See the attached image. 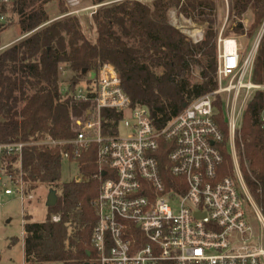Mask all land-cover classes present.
<instances>
[{"label": "trees", "instance_id": "1", "mask_svg": "<svg viewBox=\"0 0 264 264\" xmlns=\"http://www.w3.org/2000/svg\"><path fill=\"white\" fill-rule=\"evenodd\" d=\"M50 1L14 0L8 8L6 25L0 27L2 30L12 25L16 18L21 34L29 33L0 51V144L26 142L36 132L50 134L55 140L74 138L71 115L83 112L91 104L62 98L58 85L61 63L74 72L69 91H73L79 77L86 72H97L104 62L112 63L130 107H146L158 127L192 99L216 88L214 20L206 18L203 40L193 43L168 17L171 8H179L185 15H189V11L200 15L203 7L212 9L211 3L153 0L149 5L137 0H118L103 5L92 15L97 37L91 42L84 36L75 15L46 24L49 19L42 4ZM103 1L109 0H93V3ZM249 6L253 14L251 28H255L264 18V0H232L231 12L242 14ZM233 31L242 34V25L238 24ZM257 47L251 79L264 83V34ZM157 69L161 72L157 73ZM195 71L199 79L192 76ZM262 109L264 93L255 91L234 136L241 175L257 204L264 199ZM102 115L103 134L116 133L122 115L108 109L103 110ZM217 123L225 133L220 144L222 166L225 173L232 174L233 161L220 116ZM160 147L155 155L161 175L168 183L173 178L166 161L168 150L164 144ZM67 148V145L54 148L27 145L22 149L20 161L15 154L0 155V168L6 175L21 173L25 194L39 184L59 191L56 204L46 206L43 221H33L29 214L23 218V264H87L93 257L90 238L96 222L93 201L100 187L98 146L91 144L78 158L79 179L61 183L62 151ZM259 184L262 188L257 191ZM53 216H58L59 220L54 221Z\"/></svg>", "mask_w": 264, "mask_h": 264}, {"label": "built area", "instance_id": "2", "mask_svg": "<svg viewBox=\"0 0 264 264\" xmlns=\"http://www.w3.org/2000/svg\"><path fill=\"white\" fill-rule=\"evenodd\" d=\"M13 1L0 0V27L6 25ZM117 1L79 8V0H63L69 8L64 16L86 10L93 15ZM190 35L193 43L203 38L201 32ZM217 48L216 88L192 99L161 127L153 123L146 107H130L116 67L104 62L94 77L76 83L73 91L61 90L64 98L91 104L71 115L74 138L55 140L36 132L26 142L0 144V155L15 154L19 161L27 145H67L62 159L76 165L91 144L98 146L97 163L105 174L98 175L100 187L93 201L96 222L88 264H264L260 237L248 222L251 209L264 233V199L257 204L248 192L234 144L244 110L255 91L264 93V83L251 79L255 51L243 55L235 38L220 37ZM105 109L122 115L116 133L102 132ZM219 116L227 132L232 174L222 166L225 133L217 123ZM121 126L128 134L119 135ZM260 127L264 160V109ZM162 144L173 177L168 183L155 155ZM7 177L20 199H31V192L24 193L21 173L15 180ZM261 188L259 184L257 191Z\"/></svg>", "mask_w": 264, "mask_h": 264}, {"label": "rangeland", "instance_id": "3", "mask_svg": "<svg viewBox=\"0 0 264 264\" xmlns=\"http://www.w3.org/2000/svg\"><path fill=\"white\" fill-rule=\"evenodd\" d=\"M137 1L149 5L153 2V0ZM205 1L212 4V9L203 7V14L200 15H198L195 11H189V15H185L184 13H181L179 8H171L168 11L170 23L181 33L185 34L190 41H192L190 33H193V31L201 32L204 38V31L207 26L206 18H211L214 20L213 32H215L214 40L216 48L217 41L220 37L230 39L235 38L238 47L240 48V52L246 56L249 54V52L255 51V58L258 49L257 46L264 34V18L260 25L255 28H251L253 22V14H251L250 6L245 12L237 15L231 12L232 0ZM42 5L49 19L46 24L54 22V20L56 19L66 17L64 15L65 13H67V11H69V8L66 6V4H64L63 0H52ZM90 5H94L93 0H79V8H86V6ZM89 12L90 10L82 11L75 16L78 18V20H80V26L84 36H86L89 41L95 42L97 37L96 29L94 21L92 19V15H90ZM15 19H13L12 25H8L6 26V28L0 30V51L19 42L23 37L29 34H21L19 26ZM238 24L242 25V34H237L233 31ZM59 69L58 85L60 86L61 91L62 89L64 90L69 86L68 84L74 72H72L67 67V65L63 63L60 64ZM62 72L64 73L61 74ZM156 72L160 73L161 69H157ZM94 76V71H88L79 77L77 83L88 80V78ZM192 76H194V78L196 79H199L196 71L192 73ZM245 81H247L246 78ZM118 132L120 136L128 134L122 126L119 128ZM61 166L62 167L59 178V182L61 183L72 180L78 174V165H76V163L74 162L63 160ZM7 176L9 175H6L2 169L0 171V264H23V218L29 214L31 215V219L33 221L40 222L44 220V218L46 217V196L51 190V186L47 184H39L31 192V199H25L23 201L15 192V186L13 183L9 182ZM11 178L14 180L18 179V175H13L11 176ZM5 189L12 190L11 194H5ZM56 192L59 193L58 190H56ZM248 222L251 225L255 236H257L258 238L260 237L259 245L264 248V233L262 230V225L256 220L251 209L248 210ZM45 264L63 263L45 262Z\"/></svg>", "mask_w": 264, "mask_h": 264}, {"label": "water", "instance_id": "4", "mask_svg": "<svg viewBox=\"0 0 264 264\" xmlns=\"http://www.w3.org/2000/svg\"><path fill=\"white\" fill-rule=\"evenodd\" d=\"M101 175H104L105 173H104V171L103 172H101L100 173ZM46 206L47 207H51V206H54L55 204H56V202H57V195H56V192H55V190H53V189H51L49 192H48V194H47V196H46ZM90 253H88V255H89ZM88 264V263H87Z\"/></svg>", "mask_w": 264, "mask_h": 264}, {"label": "bare ground", "instance_id": "5", "mask_svg": "<svg viewBox=\"0 0 264 264\" xmlns=\"http://www.w3.org/2000/svg\"><path fill=\"white\" fill-rule=\"evenodd\" d=\"M256 47V46H255ZM257 48V47H256Z\"/></svg>", "mask_w": 264, "mask_h": 264}]
</instances>
